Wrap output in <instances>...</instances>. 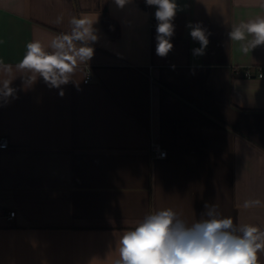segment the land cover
Listing matches in <instances>:
<instances>
[{
    "label": "crops",
    "instance_id": "obj_1",
    "mask_svg": "<svg viewBox=\"0 0 264 264\" xmlns=\"http://www.w3.org/2000/svg\"><path fill=\"white\" fill-rule=\"evenodd\" d=\"M176 2L187 25L160 57L155 8L138 0H0V61L12 66L0 80L15 89L0 100V264H115L145 215L171 207L191 224L205 202L264 230V206L242 207L264 204V77L233 73L264 66V45L245 53L252 37L229 36L264 16V0ZM73 16L96 21L92 59L59 89L26 85L15 70L26 44L69 32ZM190 23L208 34L203 55Z\"/></svg>",
    "mask_w": 264,
    "mask_h": 264
},
{
    "label": "clouds",
    "instance_id": "obj_2",
    "mask_svg": "<svg viewBox=\"0 0 264 264\" xmlns=\"http://www.w3.org/2000/svg\"><path fill=\"white\" fill-rule=\"evenodd\" d=\"M130 0H114L123 8ZM155 8L156 54L166 57L173 49L174 17L178 11L176 0H145ZM96 22V21H95ZM93 20L73 16L70 31L53 36L46 45L40 39L26 44L23 58L15 65L26 85L42 78L50 88H61L72 81L78 64L88 62L94 55L91 46L98 40ZM190 36L198 41L194 55H203L209 44L206 30L199 24H189ZM231 40H252L243 46L247 53L264 45V16L234 26ZM0 71L9 73L12 66L0 61ZM11 79L0 80V100L5 103L14 96ZM60 95L64 93L61 90ZM264 206L259 199L246 200L245 209ZM204 210L195 222L189 224L173 208L150 212L135 226L124 230L119 238L118 258L115 264H260L258 253L264 252V230L254 224L234 223L223 216L216 205L204 203Z\"/></svg>",
    "mask_w": 264,
    "mask_h": 264
},
{
    "label": "built area",
    "instance_id": "obj_3",
    "mask_svg": "<svg viewBox=\"0 0 264 264\" xmlns=\"http://www.w3.org/2000/svg\"><path fill=\"white\" fill-rule=\"evenodd\" d=\"M200 46L197 45L193 49L199 48ZM192 49V51H193ZM233 73L236 76L244 77V78H263L264 77V66L258 65V66H245L243 68L240 67H234ZM90 79V76L88 75L85 79L86 82H88ZM9 145L7 138H1L0 139V148H7ZM150 154L152 158H162L167 155V150L162 146V144L159 141L151 140L150 142ZM15 211L10 212V216H14Z\"/></svg>",
    "mask_w": 264,
    "mask_h": 264
},
{
    "label": "trees",
    "instance_id": "obj_4",
    "mask_svg": "<svg viewBox=\"0 0 264 264\" xmlns=\"http://www.w3.org/2000/svg\"><path fill=\"white\" fill-rule=\"evenodd\" d=\"M138 2L140 3V5L145 8L148 9L149 6H147L145 4V0H138ZM114 21L112 19L106 18V24H108V26L111 27V24ZM157 22V21H156ZM174 26H175V31H174V35L172 37V40H178L182 37L184 29L187 25V17L184 14H176V16L174 17L173 20ZM113 24H115L117 32L115 33V35L119 34V26L116 25V23L114 22Z\"/></svg>",
    "mask_w": 264,
    "mask_h": 264
}]
</instances>
